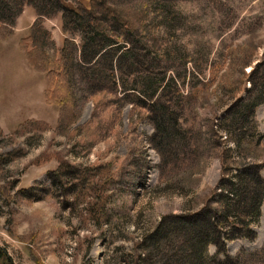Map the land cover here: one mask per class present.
<instances>
[{"label":"rangeland","instance_id":"obj_1","mask_svg":"<svg viewBox=\"0 0 264 264\" xmlns=\"http://www.w3.org/2000/svg\"><path fill=\"white\" fill-rule=\"evenodd\" d=\"M59 1L0 24V264H264V195L222 251L201 216L264 179V0Z\"/></svg>","mask_w":264,"mask_h":264},{"label":"trees","instance_id":"obj_2","mask_svg":"<svg viewBox=\"0 0 264 264\" xmlns=\"http://www.w3.org/2000/svg\"><path fill=\"white\" fill-rule=\"evenodd\" d=\"M26 2L34 4L38 2L36 9L38 17L33 22L29 35L30 41L34 43L35 39L40 36V33L46 32L37 19L40 16L42 17L44 15L54 13L56 10L61 9L64 5H60L59 0H0V24H12L15 16L20 12L22 5ZM41 2L45 4L40 5ZM99 6H101L100 8L104 11L110 10L109 7L103 5L101 0H89V5L87 7H81L78 9L84 11L87 13V15H90L91 13H97ZM93 22H95L97 25V20ZM122 23H125V20ZM96 27H99V25ZM92 31L93 28L90 27V29L86 32ZM87 42V44L90 42V44L98 45L96 43L97 41L95 34L88 36ZM102 44L106 43L104 42ZM97 51L98 50L96 48L93 50L91 49L89 55L94 56L96 55ZM105 55L106 54H104V56ZM112 56L109 55L108 57L110 58ZM89 61H92V59H89L85 63H89ZM156 128L158 129V126H156ZM238 167L240 171L235 175L233 174V178L225 179L222 177L216 184L215 194L212 202L214 204H218V207L206 208L209 211H207V213L204 211L205 216L203 215V212L201 213L203 220L207 222L206 225H210V231L213 236L217 235V237H214L212 242L215 245L217 244L216 246H219L221 243V251L224 249V243L215 240V238L218 239V237L222 235L226 237V240L233 239L234 237H252L253 231L250 225L256 223L260 216V207L264 195V179L259 174L260 163L251 164L244 163L242 161ZM235 176L237 178L238 184L237 181L235 182L234 180ZM243 176V179L251 181L252 185L249 186L248 184L245 185L240 183V178ZM220 185L225 187L224 193L221 192V189L219 188ZM227 188H229V190L226 191ZM241 189H245L246 192H241ZM191 216L193 217V215ZM223 220L229 224L228 228L226 229L221 227ZM160 225H162V223H160L159 226ZM230 260L231 259L228 257H226L224 260H211V264H232Z\"/></svg>","mask_w":264,"mask_h":264}]
</instances>
